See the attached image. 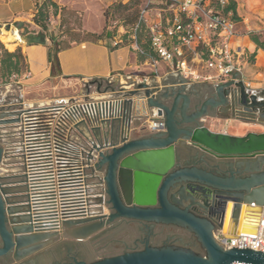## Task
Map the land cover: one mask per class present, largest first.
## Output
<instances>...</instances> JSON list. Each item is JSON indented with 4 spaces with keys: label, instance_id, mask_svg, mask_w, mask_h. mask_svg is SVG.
Returning a JSON list of instances; mask_svg holds the SVG:
<instances>
[{
    "label": "water",
    "instance_id": "95a60500",
    "mask_svg": "<svg viewBox=\"0 0 264 264\" xmlns=\"http://www.w3.org/2000/svg\"><path fill=\"white\" fill-rule=\"evenodd\" d=\"M94 85L100 90L102 82L94 80L86 86ZM214 93L212 100L195 105L196 112L190 117L188 99L181 106L178 98L167 105L169 97L156 96L146 84L124 95L121 117L107 122L111 125L105 143L94 146L90 155L96 159V170L104 174L107 196L106 200L95 198L93 202L96 207L110 205L113 213L108 214L107 208H93L91 217L63 223L66 229L84 227L81 236L100 231L119 218L175 224L196 234L205 256L147 244L144 250L94 263L75 256L66 264H264L263 253L225 249L214 237L216 231L229 239L252 233L248 229L240 232L244 209L245 221L249 223L259 221L264 212V173L259 171L260 166L249 168L243 163L264 157V133L250 132L237 137L214 132L202 122L204 117L215 118L218 113L225 119L252 124L264 122V90L252 92L241 76L235 74L229 82L218 85ZM140 100H147L148 106L164 120L165 131L159 132L160 136H142V131H132L133 113ZM0 111L3 112L0 124L10 123L6 120L8 110L1 107ZM117 120H121L120 130L115 136ZM246 173L249 175L239 181L237 177ZM20 185L17 177L0 176V258L13 252L15 258L29 254L40 248L38 243L61 233L42 231L31 224L25 214L26 207L18 201L16 190ZM212 202L220 204V209L212 211ZM231 204V224L226 234ZM196 210H201V214Z\"/></svg>",
    "mask_w": 264,
    "mask_h": 264
},
{
    "label": "built area",
    "instance_id": "2783aa9c",
    "mask_svg": "<svg viewBox=\"0 0 264 264\" xmlns=\"http://www.w3.org/2000/svg\"><path fill=\"white\" fill-rule=\"evenodd\" d=\"M230 0H148L140 9V21L151 37L158 60L192 82L226 83L239 74L245 77L252 56L234 46L238 21L232 11L225 13ZM122 27V26H121ZM136 53L137 24L127 30ZM122 34V35H123ZM122 35L114 46L124 44ZM17 42H15L16 44ZM264 90V80L262 82ZM261 91V90H259ZM126 97L104 96L53 99L7 106L8 124H0L4 148V175L17 177L25 189L26 215L42 231L60 232L68 220L89 218L95 198L107 199L104 174L90 157L97 142L86 138L80 126L100 127L121 117ZM151 132L165 131L163 119L149 122ZM214 237L225 249H249L264 254V212L256 234L242 233L227 238L221 231ZM247 264V263H233Z\"/></svg>",
    "mask_w": 264,
    "mask_h": 264
},
{
    "label": "crops",
    "instance_id": "0c3cea01",
    "mask_svg": "<svg viewBox=\"0 0 264 264\" xmlns=\"http://www.w3.org/2000/svg\"><path fill=\"white\" fill-rule=\"evenodd\" d=\"M107 7L117 3H128L130 0H101ZM148 0H146L147 2ZM236 3V15L242 22L238 21V36L234 39V46L242 48L246 53L251 55L252 62L246 67L245 77L251 83L254 91L263 89L264 80V50L259 48L249 37L248 33L252 31H261V28L252 22L253 19H260L264 16V0H233ZM29 2L25 0L2 1L0 0V26H6L10 22L16 21L29 8ZM41 4V3H40ZM34 6V4H32ZM37 12V11H36ZM234 13V12H233ZM36 14V13H35ZM118 33L123 34L124 30L118 27ZM1 30V29H0ZM246 33V34H245ZM49 41L48 39H46ZM114 40H102L98 42H85L72 46L71 48L60 52L57 56V73L52 68L48 59L51 44L45 45H25L21 46L22 53L26 58L28 71L23 75H16L17 81L10 84L6 89L18 85L21 97L26 102L47 101L42 99L28 100L24 97L26 90L37 91L41 89L44 83L54 81V88L59 92L57 99H73L66 97L67 92H62L65 87L86 86L94 80L102 82L98 92H104L106 96L118 97L129 94V92L138 89L146 84L156 96L167 95L169 98L166 102L171 105L174 99L178 98V105L185 103L188 99L190 108L187 116L190 117L196 111L198 103L201 104L206 100H212L215 88L220 85L219 82H192L186 80L177 72L169 69V66L159 60H141L130 46L121 45L114 48ZM142 92H145L142 90ZM57 96V95H56ZM63 96V97H61ZM138 102V101H137ZM138 107L135 109L132 123V131H142V136L161 133H153L149 129L151 120L162 119L157 116V111L148 106L147 100H140ZM3 105L10 106L6 103ZM221 117V118H219ZM222 114L218 113L214 117H204V125L214 132L227 133L232 136L243 137L250 132L264 133V122L252 124L234 119H225ZM120 121L117 120L119 134ZM109 123L102 124L95 129H88L81 125L79 128L82 134L98 144L105 143V137L110 128ZM249 168L260 166L259 171L264 173V157L256 159H247L244 162ZM239 164V163H238ZM256 170V168H255ZM255 174V171H251ZM249 173L238 176V180L246 178ZM84 227H72L67 229L71 234L68 236L79 237L80 230ZM77 233L79 235H77ZM76 234V235H75Z\"/></svg>",
    "mask_w": 264,
    "mask_h": 264
},
{
    "label": "rangeland",
    "instance_id": "374dc122",
    "mask_svg": "<svg viewBox=\"0 0 264 264\" xmlns=\"http://www.w3.org/2000/svg\"><path fill=\"white\" fill-rule=\"evenodd\" d=\"M2 1H13V0H2ZM29 2L27 5L28 9L18 18L16 21L10 22L6 26H0V42L3 48L0 47V59L3 58L4 51L14 53L21 50L20 71L7 72L1 71L0 69V108L6 109V105H14L18 103L22 94H20L18 85H14L12 88L7 87L10 84H14L17 81L16 75H23L28 71V65L26 58L22 53L21 46L29 44L32 41H36L41 44L43 37L40 33L43 32L34 21V15L37 11L38 5L45 1L50 4H56L58 11L57 14H50L47 21L48 30L45 32L49 41L46 43L51 44V47L56 48V45L50 39L53 37L56 40L58 47L74 46L79 43H85L93 41V34H102L104 31L113 32L117 27L121 26V17L118 13L113 12L112 14L107 13L108 7L101 0H25ZM146 0H142L141 5H144ZM34 4V6H32ZM55 10V9H54ZM238 18V17H237ZM239 22L242 20L237 19ZM252 22L257 24L261 31H252L248 35L252 39V36H257L260 40L264 41V16H260V19H253ZM17 31L20 38L16 40V44H12L7 41L8 35L13 34ZM6 34L7 36H5ZM246 34V33H245ZM253 58V57H252ZM54 70L57 72L58 68L55 65ZM67 92L66 97L82 98L92 97L99 98L104 97V92H98V86H78V87H65L62 92ZM59 90L54 88V81L44 83L41 89L37 91L26 90L27 94L24 97L28 100L42 99V100H53L59 96ZM57 95V96H56ZM63 97V96H61ZM3 113L0 111V114ZM4 167L0 169V173H3ZM21 186V185H20ZM21 187L17 188L19 195ZM16 189V188H15ZM103 230V229H102ZM100 230V231H102ZM67 229L63 228L58 237H54L49 240H44L39 244L40 248L29 254L21 256L19 258H10L11 264H58L63 257L67 254L71 255L75 253L76 257L80 259H87V262L94 263L106 258L122 255L118 254L123 249L122 246L117 244V239L108 237V234L100 235L97 231L87 236L71 237L66 234ZM119 240V239H118ZM75 244L84 245L80 246V250L75 251L73 246ZM57 252L56 257H52L51 253ZM118 254V255H117ZM55 262V263H54ZM61 263V262H60Z\"/></svg>",
    "mask_w": 264,
    "mask_h": 264
},
{
    "label": "flooded vegetation",
    "instance_id": "af4514ba",
    "mask_svg": "<svg viewBox=\"0 0 264 264\" xmlns=\"http://www.w3.org/2000/svg\"><path fill=\"white\" fill-rule=\"evenodd\" d=\"M0 150V169H2V167L5 166L3 164L5 152L1 143ZM0 176L6 175H4V173H0ZM18 196V201L24 203L25 189L23 187L21 188V191ZM210 205L212 211L220 209V204H217V202H215V204L212 202L210 203ZM107 209L109 210L108 214L113 213L110 205H107ZM200 212L201 210H196V213L201 214ZM9 226L11 227L12 225L9 224ZM99 234L105 236L108 234V237L117 239V244L122 246L123 248L118 254L141 251L145 249L147 244H149L151 247L154 248L172 247L182 250L193 251L199 255L205 256V251L200 245L196 234L187 229L186 227L178 226L175 224L119 218L111 222L109 225H106L103 230L99 232ZM1 246L2 241L0 238V247ZM80 246L84 245L75 244L73 246V249L75 251H78L80 250ZM36 250L38 249L35 248L31 250V252ZM72 254V257L71 255L67 254L66 257H63V259L60 261L61 263L59 262L58 264H66L72 262V258L76 256L75 253ZM51 255L52 257L54 256V258H57L56 251H53ZM11 257H15V252L11 253L7 257L0 258V264H11ZM84 260L87 261V259Z\"/></svg>",
    "mask_w": 264,
    "mask_h": 264
},
{
    "label": "trees",
    "instance_id": "16d2710c",
    "mask_svg": "<svg viewBox=\"0 0 264 264\" xmlns=\"http://www.w3.org/2000/svg\"><path fill=\"white\" fill-rule=\"evenodd\" d=\"M142 0H130L128 3L117 2L108 7L107 13L112 14L116 12L120 15L121 26L126 28L127 30L133 28L137 24L140 25V28L136 32V43L139 45L141 52L138 53L141 60H158V56L152 48L151 45V37L148 31H146L145 26L140 21V9L143 5H141ZM55 9V10H54ZM58 8L56 4H50L48 1L43 2L38 5L37 12L34 15L33 21L34 23L42 29L43 32L40 33L43 40L41 42L42 45L46 44L47 35L45 32L48 30L47 21L49 19L50 14H57ZM225 13L234 12V20L238 21L236 15V3L233 0H230L229 5L225 8ZM118 27L113 31H104L102 34H93V41L89 42H98L102 40H113L118 35ZM53 43L56 45V48H50L48 59L54 69L55 65L57 66V56L60 52L71 48L72 46L58 47L56 44V40L51 37L50 38ZM122 40L124 42L123 45H128L132 42L130 39V34L127 32L122 35ZM252 41L256 43V45L264 50V41L260 40L257 36H252ZM80 44V43H79ZM28 45H38L36 41L30 42ZM0 47L3 48L1 42ZM117 48L119 46H113ZM21 57V50L17 52L11 53L7 50L4 51L3 58L0 59V69L1 71L7 72L11 74L12 72L20 71V62L19 59ZM57 72H55L56 74Z\"/></svg>",
    "mask_w": 264,
    "mask_h": 264
},
{
    "label": "bare ground",
    "instance_id": "6f19581e",
    "mask_svg": "<svg viewBox=\"0 0 264 264\" xmlns=\"http://www.w3.org/2000/svg\"><path fill=\"white\" fill-rule=\"evenodd\" d=\"M5 36H7L6 34H4ZM7 41H9L10 44H13L16 42L17 39L20 38V35L17 31L13 32V34L8 35L7 37ZM232 210H233V205H229L228 207V214H227V219H226V223H225V233L228 234L229 232V228H230V224H231V216H232ZM246 209H244V214L242 215V219H241V224H240V232H242L244 229H248L251 230V234H256L257 230H258V219L256 220H251L252 222H247L245 221L246 218Z\"/></svg>",
    "mask_w": 264,
    "mask_h": 264
}]
</instances>
